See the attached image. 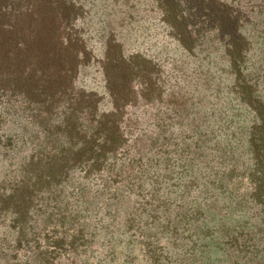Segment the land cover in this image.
Masks as SVG:
<instances>
[{"label": "trees", "instance_id": "16d2710c", "mask_svg": "<svg viewBox=\"0 0 264 264\" xmlns=\"http://www.w3.org/2000/svg\"><path fill=\"white\" fill-rule=\"evenodd\" d=\"M153 1L157 10L163 12L161 21L171 28L174 26L173 31L180 28V36L193 35L189 30L194 17L189 0H175L176 11L170 9V0ZM209 1L196 0L200 35L195 48L203 45L205 37L218 28L212 37L227 52L230 61L227 75L232 74L233 81H227V77L222 81L220 75L217 77V83L226 84V91L218 93L219 97L207 105L213 122L205 126L199 123L197 127L204 129L203 136L192 140L200 151V155L195 156L196 161L209 168L207 174L196 175L195 181H190L189 189L195 184L194 204L190 205L186 196L181 195L176 198V211H169L168 207L167 214L154 217L172 232L195 222V236L202 218L206 222L204 227L208 228L203 232L206 238L210 237L208 232L213 231L209 222H220L217 227L213 224L220 246H230L232 257L239 254L245 258L244 253L255 254L252 258L247 257L245 264H264V0H254L256 21L251 17L252 9H248V13L247 9L229 4L223 6L217 0L211 8L206 6ZM108 3L115 6L120 3L123 15L116 20L121 29L130 21V8L135 9L138 5L131 0H108ZM88 4L94 7L96 0H0V146L4 157L9 156L8 152L12 159L16 157V140L9 135L4 137L7 117L25 116L24 120L31 125L30 129L28 125L23 129L29 134V155L18 158L19 165H14L11 159L14 174L0 180V264H76L79 251L86 254L92 249L97 234L87 229L86 216L82 214L85 225L79 223L78 227H72L70 223L71 227L67 226V212L60 208L62 185L68 183L78 169L80 173L84 171L82 179L86 180L100 173L102 168L115 170L108 176L113 179V185L123 184L133 171L129 163L136 159L140 161L142 156L131 155L115 169V150L125 141L124 114L128 107L152 103L165 91L158 86L161 80L158 65L139 51L127 53L116 37L119 31L117 34L113 30L104 33L99 49L102 63L97 67L96 43H92L85 24L94 18L97 21L102 18L87 8ZM213 13L222 16L212 18L213 24L209 25ZM102 20L107 21V27L116 21L111 13ZM258 21L263 29L248 35L247 25ZM189 37L179 40L185 39L186 47L192 49L194 41ZM217 56L220 58L221 55ZM217 56L214 60L219 59ZM90 67H97L96 72L102 70L105 78V93L100 99L95 98V92L77 86ZM213 74L208 69V78L212 82L216 78ZM136 83L141 85L139 91L135 89ZM217 83L209 82L207 88ZM106 94L112 107L102 112L98 102H104ZM139 95L145 103L137 101ZM201 95L207 97V91H201ZM225 95L230 96L228 103H224ZM178 108L177 111L181 110L180 114L184 115L183 109ZM203 108L197 97L195 109ZM211 139L216 140L214 145L209 141ZM110 186L106 182L103 189H110ZM78 197L77 202L88 211L90 204L84 191H80ZM220 198L223 204L225 200L231 201L230 207L243 203L236 214L242 218L238 224L210 216L217 207H224ZM108 199L116 200V204H112L114 207L108 209L116 213L120 207L118 196L113 194ZM75 216L76 220L81 218L80 212ZM43 219L46 220L40 224ZM48 223H54L53 234L44 237L39 228L44 224L43 228L47 229ZM135 225V220H130L127 231ZM110 232L112 236L115 234ZM112 236L107 240L108 245ZM142 236L146 254L153 263L167 259L158 246V233L148 235L143 231ZM41 237L45 238L44 244ZM213 238L214 235L198 246L195 237V249L204 248L200 255L195 253V263L205 248L212 245ZM259 243L263 250L261 255L256 252ZM21 250L27 257L20 262ZM65 251L69 255L64 257L66 261L72 260L60 263ZM115 252V248L109 250L110 264H119L115 263ZM183 253L175 256L173 263H187L185 256L179 257Z\"/></svg>", "mask_w": 264, "mask_h": 264}, {"label": "rangeland", "instance_id": "374dc122", "mask_svg": "<svg viewBox=\"0 0 264 264\" xmlns=\"http://www.w3.org/2000/svg\"><path fill=\"white\" fill-rule=\"evenodd\" d=\"M131 1L138 3V5L135 9L133 7L130 8V24L126 23L123 29L120 28L117 21L118 17L123 15V13H120L123 10L120 3L115 6L108 3V0H96L94 7L88 4L87 8L90 7L93 12L96 11V14L102 19L106 18L108 13H111L115 20L117 19L115 22H111L110 27L106 26L107 21L102 19L97 21V18L85 24L92 38V43H96L98 48L94 47L97 53L96 58L99 60L97 67H100V63H102V61L100 62L102 52L99 49L102 47L101 41L105 36L104 33L107 34L108 31L113 30L117 34L119 31L116 37L123 43L127 53L139 51L158 65L161 78L158 86L165 91L160 96H156L152 103L147 104L143 102L142 96L139 95L137 101L142 104L145 103L146 106L145 104L144 106L138 104L131 106V108L128 107L124 114L122 129H124L123 136L125 141L120 148L115 150V169H118L120 164L127 161L131 155L132 157L136 154L142 156L140 161L136 159L134 162L129 163V165L133 166V171L131 176L126 177V181L123 184L113 185V179H108V176L115 170L108 171L107 168H102L100 173H95L86 180L82 179L84 171L83 173L81 172L82 175L80 176L81 173L78 169L75 173H72L68 183L62 185L63 195L61 200L63 201L60 208L67 212L65 214L69 220L67 226L78 227L79 223L85 225L83 214L87 217L85 218L87 229L95 231V234H97L94 236L96 243L92 249L86 251V254L79 251V256H77L75 263L110 264L112 261L109 250L115 248V263L119 264H245L247 263L244 262L246 258L249 256L252 258L255 254L244 253L245 258H242L239 254L232 257L231 252H229L232 251L230 246H220L218 244L220 239L214 233V222H209L210 224L208 225L210 230H213L208 232V237H213L214 235L211 241L212 245L205 248L206 251L202 253V257H198L199 259L195 263V253L197 252L198 256L201 253L200 250L204 249H195V237L198 246L210 239V237L206 238L203 236V232L208 230L207 227H204L206 222L202 218L199 220L198 232L195 236V222L183 225L172 232L170 231L171 229L166 227V224L160 223V219L158 220L154 217L155 215L167 214L166 209L168 207L170 208L169 211H176V198L181 195L186 196L190 205L194 204L192 200L195 199V184L192 189H189V184L195 181L196 175L203 176L205 173L207 174L209 169L205 166V163L201 164L196 161L195 156L200 155V151L197 150V144L192 140L203 136L202 133L204 131L202 130L204 129L197 127L199 123H203L205 126L207 123L213 122L207 105L210 106L211 102L219 97L217 94L223 93L227 88L223 82H216L217 77L220 75L222 81L227 77V81L230 82L233 81L234 77L232 74L230 76L227 75L230 65V61L226 57L227 52L223 47L220 48L218 41L212 37L213 32L216 33L219 29L215 28L212 33L205 37L203 45L195 48V43L198 42L196 40L200 35V25H197L198 13L195 10L196 0H189L194 15L189 26L190 32L193 33L190 37L188 35L180 36L182 34L180 28L173 31L174 26L171 28L166 22L161 21L160 17L163 18V12L157 10V4H154L153 0ZM214 1L210 0L206 6L212 8ZM218 1L223 6L229 4L241 10L247 9L248 13V9H252L254 12L251 17L255 19L256 4H254V0ZM168 4L170 9L177 10V2L175 3V0H170ZM218 15L219 17L222 16L220 13H213L211 18L209 17V25L212 23V18L214 19ZM247 27L248 35H253L263 29L259 21L250 24V26L247 25ZM255 36L257 37V35ZM180 37L191 38L194 41V47L192 49L186 47V40H179ZM207 44L210 45L208 46ZM217 55H221L220 58ZM214 56L219 59L214 60ZM97 67H90L86 71L84 80L78 81L77 86L88 92H95V98L100 99L102 94L105 93V78L103 73H101L102 70L96 72ZM208 69L214 72L212 75L216 77L213 80L214 82L208 78ZM162 81L164 82V84L162 83L163 86L161 85ZM209 82L217 83V85L214 86L212 84L210 88H207ZM135 89L139 91L141 85L136 83ZM201 91L202 93L207 91L208 98L206 96L202 97ZM198 93H200L199 96ZM197 97H200L205 109L203 108L200 111L195 109V99ZM224 98H227L224 103H228L230 96L225 95ZM104 99V102L102 100L98 102L102 112L109 111L112 107L107 94ZM178 107L183 109L184 115L180 114L181 110L180 112L177 111L179 110ZM227 113L230 116L229 110ZM22 117L17 119L8 116L3 126L6 131L4 137L9 135L14 137L13 140H16V150H14L16 151V157L12 159L10 152L7 153L9 156L4 157L0 146V180L3 177L9 178L14 174L11 171L14 168L10 165L11 159L14 161V165L16 163L19 165L18 158L29 155L30 140L27 137L29 134L23 131L28 124L24 120L25 116ZM29 125L28 129H30ZM17 136L18 139H16ZM209 141L214 145L216 140L211 139ZM200 157H204V155ZM110 162L112 163V160ZM106 182L111 185L110 189H103ZM116 187H118L117 190H115ZM80 191H84L86 200L90 204L88 211L82 208L81 202H77ZM113 194L118 196L117 201L118 206H120L116 213L108 210L114 207L112 204H116V200L108 199ZM225 201V204H223V200H221L220 203L224 207L222 209L217 207L210 212V216H214V219L215 217L219 219L223 217V220L228 221L229 224H238V221L242 218L239 214L237 216L236 214L243 203L230 207L229 202L231 201ZM83 206L85 207L86 204L84 203ZM89 211L90 214L86 215ZM77 212L81 214V218L78 217L80 222L78 218L76 220L75 214ZM45 216L47 217V215ZM113 218L115 219L114 221L112 220ZM46 219L41 220L40 224ZM133 219L136 225L132 230L127 231L126 225ZM219 223L217 222L215 226H219ZM53 224L48 223L47 229L43 228L44 224L39 228L44 237L46 235L50 237L53 234ZM57 224L60 226L59 223ZM70 230L69 233L72 232V229ZM110 231L115 232V234L112 236ZM143 231L147 232L148 235L158 233L160 240L157 243L162 248L161 253L163 256L167 257L166 260H162L160 263H153L148 258L142 241ZM111 236L113 238L108 245L107 240ZM41 239L42 244H44L43 240L45 241V238L41 237ZM103 241L104 244L101 245ZM256 248H258V251L256 250L257 255H261L263 250L260 247V243ZM180 252L184 253L179 257L185 256L188 259L187 263H173L175 256L179 255ZM62 253L64 256L60 263H69L72 259L66 261L64 257L69 255H67L66 251ZM26 257V252L21 250L18 258L20 262ZM126 259L128 261H125Z\"/></svg>", "mask_w": 264, "mask_h": 264}]
</instances>
